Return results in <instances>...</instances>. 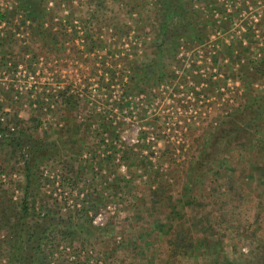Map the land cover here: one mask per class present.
Listing matches in <instances>:
<instances>
[{
    "label": "rangeland",
    "instance_id": "rangeland-1",
    "mask_svg": "<svg viewBox=\"0 0 264 264\" xmlns=\"http://www.w3.org/2000/svg\"><path fill=\"white\" fill-rule=\"evenodd\" d=\"M154 2L46 0L50 12L46 26H52L53 32L62 26L66 29L64 41L56 48L33 38L30 29L20 23V17L16 16L12 21H9V17L8 20L0 18V38L8 34L0 44L6 46L13 33L18 29L24 31L18 34L20 37L16 36L17 41L12 46L7 47L13 51L10 56L13 61L0 65V121L14 126L17 114L24 120L21 126L27 131L37 118L44 122L37 136H44L43 131H48L49 136L57 137V124L61 126L63 122L59 120L60 116L48 111L47 102L54 100V97L48 99L47 96L54 87L63 85L83 90L88 94L89 107L96 105L105 114H112L115 99L110 101V98L97 93L98 76L112 68L115 58L120 68L125 64L126 59L122 58L126 55L134 59L135 51L139 55L151 52L156 38ZM216 2L225 9L222 8L224 18L232 16L234 22L229 36L222 37L224 45L237 44L232 37L237 34L244 41L243 44L251 42L255 58H264V0ZM16 3L17 0H0V12L11 10ZM75 25L78 26L77 34L73 31ZM116 26L123 29L133 26L128 43L120 47L113 44ZM216 39L217 36H211L203 53L197 52L199 46L195 51L182 48L186 64H190V72L183 68L177 69L176 73L180 77L184 73L188 75L177 80L180 82L173 87H159L160 93L154 100L146 95L131 96V109L125 113L128 123L123 134L128 142L136 143L137 138L150 136V133L142 136L143 130L158 131L159 141L156 145L172 158V162L170 158L167 159L172 166V177L168 178L172 199L179 210L186 213V217L192 216V212H200L196 214L204 217V223L211 228L208 234L219 233L217 236L220 238L210 236V240L211 244H215L213 240L217 239L222 243L225 248L223 254H219L222 257L215 260L213 252L206 257L201 254L199 257L184 256L182 253L170 257V240L178 227L179 218L173 227H160L156 222L166 217L171 210L167 207L152 209L149 200L152 188L166 181L157 177L156 180H138L136 189L125 190L122 196H117L114 189L116 185L112 184L109 172L100 170L98 159L90 167L89 151H82L76 145L79 143L74 142L75 145H64L58 161L42 163L43 176L46 178L39 198H58L67 208L63 209L64 212L90 205L97 208L96 215L90 213L91 217L94 214L92 223L101 226L87 244V248L93 250L90 251L92 259L89 261L87 251H83L76 254L79 263L223 264L228 259L232 263L227 264H260L259 258L264 255V130L253 131V135H250L252 139H248L244 149L218 162L199 188L192 186L189 200H178L188 180L186 171L191 162L200 157L201 144L206 143V130L214 128V125L219 127L223 122L221 116L237 106L248 89L242 81L228 78L217 84L214 82L223 77L215 73L213 67L212 59L218 60V57L213 58ZM94 40L104 42L102 50L100 47L90 50ZM217 46L219 48L220 44ZM225 55L223 52L220 58ZM178 56L184 57L182 52ZM17 61L18 65H14ZM166 63L168 68H172L173 63ZM199 73L202 79L198 83L193 76ZM104 75L108 81L107 76L110 77V74L105 72ZM263 83L258 81L255 87L259 88ZM102 92L107 93L105 87ZM40 106L42 109L38 108ZM50 124L52 127L49 128ZM174 143L180 145L177 151L172 149ZM22 166L20 154L13 153L6 144L0 142V176L4 174L5 180L12 181L4 188H9L8 193L14 195L15 202L23 184ZM231 183H234L233 188L229 187ZM134 206L140 208L141 219L134 215ZM119 209L121 212L127 211V217L119 219ZM66 257L60 263L70 264L71 261ZM98 258L100 262L96 261Z\"/></svg>",
    "mask_w": 264,
    "mask_h": 264
},
{
    "label": "trees",
    "instance_id": "trees-1",
    "mask_svg": "<svg viewBox=\"0 0 264 264\" xmlns=\"http://www.w3.org/2000/svg\"><path fill=\"white\" fill-rule=\"evenodd\" d=\"M218 5L216 0H155L156 20L153 24L156 38L151 52L139 55L135 51L134 59L129 58V54L126 55L122 58L126 59L125 64L120 68L115 58L112 68L104 71L110 74V77L107 76L109 80L106 81L104 73L98 76L97 93L110 98V101L115 99L112 114H105L96 105L89 107L88 94L83 90L63 85L54 87L47 96L48 99L54 97V100L47 102L48 111L60 116L59 120L63 122L61 126L57 124V137L49 136L48 131H43L44 136H37L36 133L44 124L37 118L27 131L21 126L24 120L17 114L14 126L0 121V142L6 144L7 149L13 153L20 154L23 163V184L16 202L13 200L14 195L8 193L9 188H4L12 184V181H4L0 176V264H64L60 260L66 255L71 261L70 264H77L79 260L76 254L83 251H87L86 257L89 261L92 259L93 250H89L87 244L101 227L92 223L97 208L90 205L64 212L63 209L67 208L58 198H39L43 180L46 178L43 176L42 163L58 161L64 145H75L74 142L79 143L76 145L82 151H89L90 167L98 159L100 170L109 172L112 184L116 185L114 189L117 196H122L125 190L136 189L138 180H156L157 177L166 181L154 185L149 200L152 209L167 207L171 210L166 217L156 222L160 227H173V223L179 218L178 227L170 240V257L180 256L181 253L184 256L199 257L201 254L206 257L213 252L216 260L220 253L223 254L225 248L222 243L217 239L213 240L215 244H211L210 240V236L215 237L219 233L208 234L211 228L204 223V217L196 214L200 212H192V216L186 217V213H182L172 199L168 180L172 177V166L167 160L170 158L172 162V158L156 145L159 141L158 131L143 130L142 136L149 133L150 136L137 138L136 143L128 142L123 134L128 123L125 113L131 109V96L146 95L154 100L160 93L159 87H173L180 82L177 80L186 77L188 73L180 77L176 73L177 69H187L186 72L191 70L186 64L185 51L182 48L195 51L199 46L197 52L203 53L212 35L217 36L213 58L218 57V60L212 59L213 67L216 69L215 73L223 76L214 82L217 84L228 78L242 81L248 89L239 104L221 116L223 122L219 127L214 125V128L206 130V143L201 144L200 157L192 160L193 163L191 162L186 171L188 180L178 200H189L192 197V186L199 188L218 162L231 153L244 149L248 139H252L250 135H253V131L264 130V83L259 88L255 87L258 81H264V58H255L251 42L248 45L243 44L244 41L237 34L232 36L233 42L237 44L224 45L222 37L231 32L234 22L232 16L224 18V8L222 4ZM49 13L46 0H17L11 10L0 12V18L8 20L9 17V21H12L16 16L20 17V23L30 29L33 38L56 48L64 41L66 29L62 26L57 32H53L52 26H46ZM77 27L75 25L73 28L74 34H77ZM114 28L115 47L128 43V35L133 31V26L127 29L118 26ZM21 32L24 31L18 29L13 33L6 46L0 44V65L13 61L10 58L13 51L7 47L17 41L16 36ZM7 36L8 34L0 38V41ZM103 43L102 40H94L90 50L96 47L102 50ZM217 44H220L219 48ZM181 52L184 57L178 56ZM223 52L226 55L220 58ZM167 61L173 63L172 68H168ZM17 63L18 61L14 65H18ZM193 77L198 83L202 79L200 73ZM104 87L107 93L102 92ZM38 108L42 109V106ZM179 147L180 145L174 143L172 149L177 151ZM233 184H229V187L233 188ZM139 209L133 207L137 219L142 218ZM92 212L94 214L91 217ZM119 213V219L127 217V211L120 210ZM96 261L100 262V258ZM259 261L264 264V255L260 256ZM227 262L231 261L227 259L223 264Z\"/></svg>",
    "mask_w": 264,
    "mask_h": 264
},
{
    "label": "built area",
    "instance_id": "built-area-1",
    "mask_svg": "<svg viewBox=\"0 0 264 264\" xmlns=\"http://www.w3.org/2000/svg\"><path fill=\"white\" fill-rule=\"evenodd\" d=\"M187 60H188V59H187ZM187 65H188V66H190V64H187ZM215 70H216V69H215ZM167 87H168V86H167ZM161 88H163V89H164V86H163V87H161ZM3 175H4V174H2V175H1V178H2V179L5 181V179H6V178H5V176H3ZM2 176H3V177H2ZM95 222H96V220H95Z\"/></svg>",
    "mask_w": 264,
    "mask_h": 264
}]
</instances>
